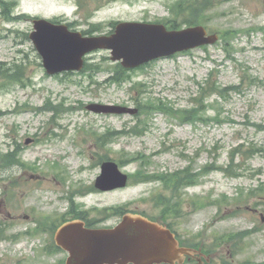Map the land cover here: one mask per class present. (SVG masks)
<instances>
[{"label": "rangeland", "instance_id": "rangeland-1", "mask_svg": "<svg viewBox=\"0 0 264 264\" xmlns=\"http://www.w3.org/2000/svg\"><path fill=\"white\" fill-rule=\"evenodd\" d=\"M2 1L0 63L15 78L0 76V264H64L60 223L111 227L127 211L163 217L209 264H264V0H210L188 19L171 14L176 0ZM32 18L87 35L119 21L201 24L219 40L122 75L109 50H95L83 70L49 75L28 36ZM90 103L138 111L95 113ZM105 160L127 186L94 187ZM187 168L186 187L134 177Z\"/></svg>", "mask_w": 264, "mask_h": 264}, {"label": "water", "instance_id": "water-1", "mask_svg": "<svg viewBox=\"0 0 264 264\" xmlns=\"http://www.w3.org/2000/svg\"><path fill=\"white\" fill-rule=\"evenodd\" d=\"M29 33L47 74L80 71L84 57L98 49L110 51L111 60L127 69L175 53L215 43L219 36L203 25L167 29L162 23L119 21L109 34L83 35L65 23L32 19ZM95 113L136 114L135 107L90 103ZM128 175L115 161L101 164L94 186L107 191L127 185ZM57 246L68 252L65 264H181L195 250L181 247L164 224L139 213L127 212L111 228H89L80 219L61 224L54 233ZM199 264L200 261H199Z\"/></svg>", "mask_w": 264, "mask_h": 264}, {"label": "trees", "instance_id": "trees-1", "mask_svg": "<svg viewBox=\"0 0 264 264\" xmlns=\"http://www.w3.org/2000/svg\"><path fill=\"white\" fill-rule=\"evenodd\" d=\"M210 0H176L171 6H170V12L173 15H184L188 14L187 18L191 16H195L197 13L202 14L208 7ZM188 21V20H187ZM195 22V20H194ZM188 23V22H186ZM189 24V23H188ZM192 24V23H190ZM171 28H175V24L171 25ZM224 37L231 38L230 33L227 31L224 34ZM233 37V36H232ZM232 39L229 41H226V45L230 44ZM10 74H9V73ZM125 72V69H120V75H122ZM114 76L112 78L114 81H119L121 76ZM0 76H8L9 78H15V75L12 73V68H6L5 64L0 63ZM191 113L194 114V110H191ZM184 116L187 114V112L182 113ZM106 137V136H105ZM250 151H253L250 149ZM8 157V155H5ZM14 158V154H10L9 160L12 163V160ZM190 170L184 169V170H178L171 174H153V175H141L143 172L138 170V173L134 176L136 177L137 181H151L152 179L159 180L160 182H163L165 186L168 187H178V186H189L192 182V176L190 177ZM172 209V208H167ZM163 218V217H161Z\"/></svg>", "mask_w": 264, "mask_h": 264}, {"label": "flooded vegetation", "instance_id": "flooded-vegetation-1", "mask_svg": "<svg viewBox=\"0 0 264 264\" xmlns=\"http://www.w3.org/2000/svg\"><path fill=\"white\" fill-rule=\"evenodd\" d=\"M0 7L2 8L0 15H3V17H5L6 16V11H5V8H4L3 1L0 2ZM17 17L18 16H16V18ZM54 22L55 23H63L62 21H59V20H56ZM86 225H87V227H90V228H99L97 226H94V225H91V224H87V222H86ZM167 226L171 229V231H173V233L175 234V236L179 240L180 246L195 250L194 252L188 253V254L185 255V259H184V262L182 264H199V261H200L201 264H209V262L211 260V256L208 255V253H206V251H204L205 249L202 247L201 244H199L196 241L192 242L190 240L182 239V237H180L177 234V232L172 228V226H170L169 223H168ZM65 260H66V258H65Z\"/></svg>", "mask_w": 264, "mask_h": 264}]
</instances>
